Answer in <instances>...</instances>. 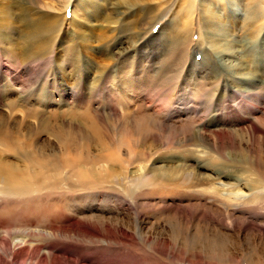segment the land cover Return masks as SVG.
<instances>
[{
  "label": "rangeland",
  "instance_id": "374dc122",
  "mask_svg": "<svg viewBox=\"0 0 264 264\" xmlns=\"http://www.w3.org/2000/svg\"><path fill=\"white\" fill-rule=\"evenodd\" d=\"M66 1L0 0V171L49 187L0 193V264H264V17L253 36L243 0H214L223 29L177 52L178 0ZM28 39L46 57L8 62ZM85 171L102 187H73Z\"/></svg>",
  "mask_w": 264,
  "mask_h": 264
},
{
  "label": "bare ground",
  "instance_id": "6f19581e",
  "mask_svg": "<svg viewBox=\"0 0 264 264\" xmlns=\"http://www.w3.org/2000/svg\"><path fill=\"white\" fill-rule=\"evenodd\" d=\"M92 1L93 0H87L86 17L89 16L88 12H90V9H91L90 4L92 3ZM243 1H244V6H245V10L243 13H245V17H244V19H243V17L241 18L242 19L241 23L244 26V28L251 26L250 29H251L252 34L254 36L260 32L261 25L263 26V23L261 24L260 21L264 17V0H243ZM69 2H70V0H67L66 3H64L65 8L69 4ZM168 2H170V1L168 0L164 4H168ZM215 4H216V2L214 0H207V1H205V0H178L177 5H176V9H175L173 15H171V17L167 21V23L164 24L162 27H160L158 30V35L160 37V40L164 43L165 42L168 43L171 51L176 50L177 52H179V48L181 47L184 36L185 37L187 36V41L190 44V41H191L193 35L195 33H197V34H199L198 35L199 36L198 42L202 43V41H203L202 36L204 33L203 29H208V28H204L205 25L207 27V25L211 26L213 24V26L216 29H218V30L223 29V26H221L219 23H215V24L212 23V20L215 18V14H216V12H215V9H216L215 6L216 5ZM0 6H1L0 7L1 10L6 11V8L2 3L0 4ZM225 8H226V5H225ZM71 12H72V15L75 14L74 10L73 11L71 10ZM147 12H148V16L145 17V19H143V20L141 19L143 24L149 25V23L153 21L154 22L153 25H155L162 13H159L157 15H153L154 7L149 8ZM154 13H156V12H154ZM149 14L152 16H150ZM55 16H57V15H55ZM193 16H194V19H193ZM53 17H54V15H53ZM150 19H152V20L149 22L148 20H150ZM233 19L234 18H230L229 21L232 22V25L234 27L235 26L237 27V24L235 23L236 21L234 22ZM54 22L56 25H54L51 28L53 30V32L55 30L58 31V29H59L58 28L59 22L55 19H54ZM193 23H194V26H193ZM72 24H74V23H72ZM28 28H30L32 30V33H35L33 31L32 24L28 25ZM9 31H13V30H9ZM27 34H28V37L35 36V35L31 34L30 32H27ZM12 38L13 37L11 36V34H6V33L1 34L0 35V44L6 45L7 43H9L10 40L12 41ZM99 38H100L101 42H105V40H107V38H105L103 36H100ZM151 38H153V37H151ZM27 41H30V43H27L25 47L24 46L20 47L19 45L12 44L11 48L7 47L8 50H4V51L8 52V54H9L8 62H12L15 64L16 63L21 64V63H23L29 59L30 60H37L39 58L46 57L48 47L46 48V47L40 46L41 47L40 48L38 44L36 47H33L36 44V43H34L35 40L34 39H28ZM78 43L81 44L82 46H84V45H86L87 41L84 40L83 38H80V41ZM205 43L209 44V46H211L213 49H215V47L212 44H210V42L208 41V37H206ZM211 47H209V48H211ZM34 48L37 49L39 54H37V55L35 54ZM50 48L51 47H49V49ZM76 53L77 52H75V50H74L72 52H68V55L74 56ZM128 57H129L128 55H126V57L124 55L119 56L116 69H117V71H118V69H120L119 70L120 73H122L123 62H125V63H132L133 62V61H129ZM204 57L206 58V56H204ZM27 58H29V59H27ZM132 59H133V57H132ZM204 60H206V59H204ZM127 80H128V78H124L123 80L121 78V79L117 80L116 85L121 87V92L119 94L124 95L125 99L128 101L129 99L131 100V97L126 98L128 96V94H126V91H129L128 87H125L127 85ZM112 110L114 111L116 109L112 108ZM95 157L96 156L85 155L83 158L91 159V158H95ZM95 159H104V158H98L97 157ZM90 164H91V168L95 167L94 161H92ZM65 165H66V167H70V166H68V164H65ZM80 165H78V166H80ZM36 166L40 170L44 169L43 166L40 165L38 162H34L32 164V168L36 167ZM81 168H83L82 165H81ZM70 170L73 174V168L72 167L70 168ZM33 172L35 173V175L38 173L36 171H33ZM96 173L97 172L85 171V175L89 178V181L87 183H84L81 186L74 185L73 187L76 186V187H80V188H89V189H95L96 187H102V185L105 183V175H104L105 173L104 174L99 173L98 177L95 175ZM146 176H147V174L144 175V177H146ZM27 177H28V171H16V170H14L13 172L10 171L9 173H5V170L0 171V193H2L4 195H12V196H19L20 197V196H25V195L32 194L35 192H39L42 189H46L47 185L44 184L43 182H41L40 184H38L37 186L32 188V184L30 182H28ZM83 177L84 176H82V178ZM149 177H151L152 179H162V181L163 180H166V181L169 180L168 176H165L162 173H157L156 171H152V170H149L147 178H149ZM109 182L110 181H108L107 183H109ZM110 184L111 183H109V185ZM47 188L49 189V187H47ZM214 192H215V190H214ZM251 201H254V198L251 199Z\"/></svg>",
  "mask_w": 264,
  "mask_h": 264
}]
</instances>
